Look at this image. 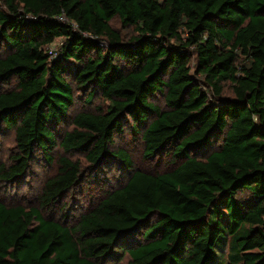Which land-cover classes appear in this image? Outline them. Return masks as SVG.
<instances>
[{"label": "trees", "instance_id": "1", "mask_svg": "<svg viewBox=\"0 0 264 264\" xmlns=\"http://www.w3.org/2000/svg\"><path fill=\"white\" fill-rule=\"evenodd\" d=\"M69 79L106 106L71 116L57 142ZM13 80L0 133L16 153L0 179H22L37 151L64 155L39 206L0 199V264H264V0H0V85ZM127 119L143 157L170 167L112 149ZM70 153L130 172L72 224L42 214L77 183Z\"/></svg>", "mask_w": 264, "mask_h": 264}, {"label": "rangeland", "instance_id": "2", "mask_svg": "<svg viewBox=\"0 0 264 264\" xmlns=\"http://www.w3.org/2000/svg\"><path fill=\"white\" fill-rule=\"evenodd\" d=\"M111 26L124 37L128 38L134 34L132 27H122L118 18H114L111 21ZM61 41V38H56L47 48L48 52L55 55ZM70 82L73 87L74 101L69 109V118L61 124L53 126L57 135V142L64 131L72 128L70 123L71 116L82 109L92 110L96 107L103 108L106 106V102L100 97L99 93L94 95L89 104H85L84 100L88 95V91L77 87L75 82L71 80ZM14 86L15 81L13 80L8 84H1L0 90L10 89ZM225 88L224 95L230 96L228 85ZM153 103L159 107L164 106L163 98L159 94L154 97ZM112 149L127 151L133 160L135 169L153 172L163 171L170 167L166 163L168 160L166 157L157 156L152 160L143 157L144 143L140 135L132 131L129 119H127L122 133L115 134ZM15 153L14 131L12 129L2 131L0 133V165H4L5 167L11 165L13 163L12 156ZM62 155H64L63 150L58 144L51 151L52 160L50 162L44 159L42 152L37 151L29 162V167L22 179L9 182L0 179V199L8 204L39 206L42 185L46 179L57 172V160ZM67 156L75 160L77 159L81 166L77 183L58 198V203L47 207L50 209H43L42 214L54 217L63 223L72 224L78 219L81 212L94 206L107 190L122 185L130 172L122 169L115 159H109L105 163L92 168L82 153H70ZM127 259V256L124 255L121 259L118 258L114 262H111V264H125Z\"/></svg>", "mask_w": 264, "mask_h": 264}]
</instances>
